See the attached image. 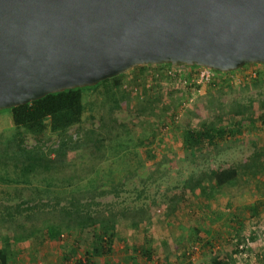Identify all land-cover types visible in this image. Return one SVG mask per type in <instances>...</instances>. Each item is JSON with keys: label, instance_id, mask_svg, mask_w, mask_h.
<instances>
[{"label": "rangeland", "instance_id": "1", "mask_svg": "<svg viewBox=\"0 0 264 264\" xmlns=\"http://www.w3.org/2000/svg\"><path fill=\"white\" fill-rule=\"evenodd\" d=\"M252 71L255 76L248 78V72ZM258 72L263 75L259 86L253 81ZM226 76L234 87L222 89L215 86L209 93L203 88L189 102L186 86L180 79L156 76L148 70L138 77L130 74L124 78L123 87L132 90L127 96H120L121 108L114 113L119 122L129 126L130 134L107 140L105 158L101 160L90 161L85 155L81 157L79 152L68 155L76 166L60 175L61 178L71 175L74 189L78 184L83 187L90 177L104 175L107 178V169H112L115 181L124 184L125 191L119 195L97 198L104 206L106 203L112 205L109 209L107 207L108 214H113L114 209L119 211L112 219L116 223L112 255L115 262L210 264L214 254L224 253L239 243L238 264H264V210L261 211L264 170L258 176H248L243 171L239 183L233 186L218 188L209 185L207 195L199 194L198 188L190 192L186 185L189 177L196 178L203 171L246 161L254 144L264 143V126L258 128L255 125L219 154L205 153L194 157L183 150V129L188 123L198 126L206 119L208 111L212 114L211 106H207L210 99L215 106L217 101L248 104L252 100L255 115L264 112V66L245 64L223 77ZM248 79L251 83L246 88L244 81ZM220 89L222 94L216 97ZM102 98L96 91L84 93V101L93 103L96 114L103 111ZM165 122L166 130L161 126ZM95 124H98L97 119ZM13 131L8 111L1 109L0 135L8 136ZM71 132L74 134L73 130ZM56 139L53 136L52 144L57 143ZM27 144L32 145L33 140L29 139ZM65 185L66 182H61L56 188L44 190L42 181L34 182L33 186L0 183V199L10 195L6 200L11 204L22 198H43L46 201L50 194L53 195L51 191L58 193L66 189ZM48 209L54 213L52 207ZM31 212L36 214L33 220L27 218V213L16 214L15 217L23 223L22 227L10 223L6 231H0V241L8 239L18 250L19 260L14 264H72V261L63 263L59 258L63 240L43 242L41 239L44 223L37 219L43 217L46 210ZM31 224L36 225V231ZM238 226L240 230H237ZM31 233L33 237H29ZM150 245L153 248L151 260L131 259L136 256L135 246ZM97 261L101 264L104 259Z\"/></svg>", "mask_w": 264, "mask_h": 264}, {"label": "trees", "instance_id": "2", "mask_svg": "<svg viewBox=\"0 0 264 264\" xmlns=\"http://www.w3.org/2000/svg\"><path fill=\"white\" fill-rule=\"evenodd\" d=\"M160 65L173 66L166 63ZM141 66L143 65L133 68ZM180 66L185 70L187 67L190 69L198 67ZM214 72L217 74L214 83L202 85L201 89L204 88L209 93L215 86L222 89L234 87L228 76L223 77L232 71ZM123 75L124 73L102 80L92 86L49 93L29 103L5 109L10 115L14 131L8 136L0 135V183L33 186L34 182L42 181L44 190L56 188L61 182H66L67 185L64 186L66 189L58 193L51 191L53 195L50 194L46 201H43V198L38 200L22 198L12 204L0 203V228H9L10 223L22 227L23 223L19 221L20 218L15 217L16 214L27 213V218L33 220L36 214L31 211L45 209L44 216L37 219L44 223L41 239L43 242H53L56 239L64 241L59 252V258L63 263L72 261V264H99L97 261L99 258L104 259L101 264L131 263L130 261L117 263L112 259L116 240V223L112 219L119 211L114 209L113 214H108L107 207L109 209L112 205L106 203L104 206L97 200L101 196L108 194L117 196L124 192L123 182L115 181L112 169H107V178H104V175H96L88 178L83 187L78 184L74 189L72 176L61 178L60 175L66 169H74L76 166L74 159L68 156L70 153L79 152L81 157L85 155L90 161L101 160L105 158L107 140L122 134H130L129 126L119 122L114 116L115 111L121 108L120 96H127L129 90H132L123 87ZM253 81L256 85H261L263 75L258 72ZM250 83L249 79L244 81L246 88L250 87ZM222 89L218 91L216 97L221 96ZM95 91L103 96L100 102L103 111L98 114L94 111L93 103L84 101L85 92ZM186 92L188 93V90ZM252 102L251 100L248 104H242L236 101L224 104L217 101L215 106L210 99L207 106H211L212 114L208 111L206 119L198 126H191L188 123L183 129L181 134L183 150L194 157L205 153L219 154L235 144L238 137L247 129L255 125L258 128L264 126V112L255 115ZM96 119L98 124H95ZM166 124L167 122L161 125L162 129L167 126ZM53 136L57 138L56 144H52ZM29 139L33 140L30 146L27 144ZM263 170L264 143L254 144L246 161L203 171L196 178L189 177L186 185L190 192L198 188L199 194L207 195L209 185L218 188L233 186L239 183L243 171L248 176H258ZM49 207L54 209V213L49 211ZM263 210L264 203L261 205V211ZM30 227L34 231L37 229L35 224H31ZM240 228L238 226L237 230ZM195 231L198 234V229ZM29 237H33L32 233ZM240 246L241 244L237 243L224 253L214 254L210 258V264H238ZM133 250L136 256H132V260L152 259L151 245L135 246ZM17 251L12 241L8 239L0 241V264L14 263Z\"/></svg>", "mask_w": 264, "mask_h": 264}, {"label": "water", "instance_id": "3", "mask_svg": "<svg viewBox=\"0 0 264 264\" xmlns=\"http://www.w3.org/2000/svg\"><path fill=\"white\" fill-rule=\"evenodd\" d=\"M164 63L264 64V0H0V110Z\"/></svg>", "mask_w": 264, "mask_h": 264}, {"label": "built area", "instance_id": "4", "mask_svg": "<svg viewBox=\"0 0 264 264\" xmlns=\"http://www.w3.org/2000/svg\"><path fill=\"white\" fill-rule=\"evenodd\" d=\"M154 75H162L169 79L177 78L182 80L184 86H186V89L188 90L186 99L189 102L193 101L195 97L194 94H197L201 91L202 85L213 84L217 78V74L214 72L213 69L204 66H198L188 70H184V68L180 65H173L171 67L167 66L165 69L162 70V72H156L154 73ZM253 76H255V71L248 72V78ZM167 128L168 126H166L164 129L166 130Z\"/></svg>", "mask_w": 264, "mask_h": 264}, {"label": "crops", "instance_id": "5", "mask_svg": "<svg viewBox=\"0 0 264 264\" xmlns=\"http://www.w3.org/2000/svg\"><path fill=\"white\" fill-rule=\"evenodd\" d=\"M166 67L167 66L160 65V64H146V65H143L141 67H136V68H133V69H130V70L126 71L124 73V75H123V79L126 78V76H129L130 74H132L133 77L141 76V73H143L145 70H148V72H150L151 74L156 73V72H162V70L165 69ZM188 69H190V68L187 67L186 70H188ZM2 198L0 199V203H2L4 205L5 204H11V203H8L9 201L7 202V200L10 199V195L7 196V197H2ZM1 230L6 231V229L5 228H2V227L0 228V231ZM18 260H19V256L16 255L15 256V259L13 261L17 262ZM10 264H14V263H10Z\"/></svg>", "mask_w": 264, "mask_h": 264}]
</instances>
